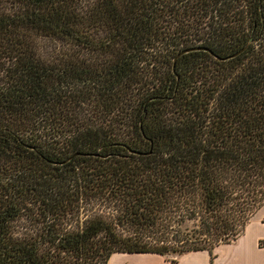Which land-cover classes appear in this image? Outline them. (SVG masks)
I'll return each instance as SVG.
<instances>
[{
  "label": "trees",
  "instance_id": "trees-1",
  "mask_svg": "<svg viewBox=\"0 0 264 264\" xmlns=\"http://www.w3.org/2000/svg\"><path fill=\"white\" fill-rule=\"evenodd\" d=\"M263 206L264 0H0V264H175Z\"/></svg>",
  "mask_w": 264,
  "mask_h": 264
},
{
  "label": "crops",
  "instance_id": "crops-1",
  "mask_svg": "<svg viewBox=\"0 0 264 264\" xmlns=\"http://www.w3.org/2000/svg\"><path fill=\"white\" fill-rule=\"evenodd\" d=\"M264 208L256 212L244 233L233 243L215 248V258L207 251L187 253L175 264H264ZM213 251V252H214ZM108 264H172L155 254H115Z\"/></svg>",
  "mask_w": 264,
  "mask_h": 264
},
{
  "label": "rangeland",
  "instance_id": "rangeland-1",
  "mask_svg": "<svg viewBox=\"0 0 264 264\" xmlns=\"http://www.w3.org/2000/svg\"><path fill=\"white\" fill-rule=\"evenodd\" d=\"M45 45V51H52V50H54V48H55V46L53 45V44H44ZM263 208H264V206H263ZM264 210V209H263ZM251 221V220H250ZM193 224L192 223H188V224H186L185 226H184V228L185 229H192L193 227ZM208 254H210L209 252H208ZM210 256H211V261H213L214 260V258H215V251L214 252H212L211 254H210Z\"/></svg>",
  "mask_w": 264,
  "mask_h": 264
},
{
  "label": "water",
  "instance_id": "water-1",
  "mask_svg": "<svg viewBox=\"0 0 264 264\" xmlns=\"http://www.w3.org/2000/svg\"><path fill=\"white\" fill-rule=\"evenodd\" d=\"M202 50L207 51L206 48H194V49H190V50L184 51L183 53H181V54L177 57V59H178L179 57H181L182 55H184V54L191 53V52H195V51H202ZM177 59H176V60H177Z\"/></svg>",
  "mask_w": 264,
  "mask_h": 264
}]
</instances>
